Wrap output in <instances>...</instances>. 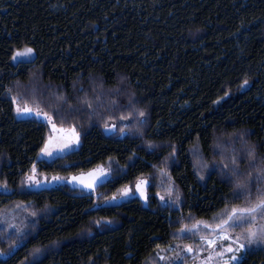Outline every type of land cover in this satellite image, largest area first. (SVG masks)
<instances>
[{"label": "trees", "instance_id": "1", "mask_svg": "<svg viewBox=\"0 0 264 264\" xmlns=\"http://www.w3.org/2000/svg\"><path fill=\"white\" fill-rule=\"evenodd\" d=\"M25 47L34 59L15 63ZM17 103L74 127L79 146L39 159L48 126L16 118ZM241 137L264 160V0H0V215L25 207L23 239L0 227V264H190L187 247L264 189ZM233 149L237 176L222 169ZM33 166L110 178L95 194L26 189ZM141 179L147 204H104ZM244 264H264V248Z\"/></svg>", "mask_w": 264, "mask_h": 264}, {"label": "rangeland", "instance_id": "2", "mask_svg": "<svg viewBox=\"0 0 264 264\" xmlns=\"http://www.w3.org/2000/svg\"><path fill=\"white\" fill-rule=\"evenodd\" d=\"M34 56L31 57H25V58H21L20 60H13L15 63H19V62H30L34 59ZM28 107H31L33 109H38L40 112L42 113H46L43 110L33 107V106H29V105H25ZM15 113V117L18 119H28V118H33V119H37L38 121H42L44 123L47 124L48 129H49V133L48 136L45 140L44 146L46 144H49V151L52 152V155H46L45 153H43L42 151L40 152L38 158L42 159V160H53L56 157L65 155L71 151H73L74 149H76L79 146L80 143V133L74 128V127H59L57 126L53 119L47 114V118L43 115L41 116H37L35 114H24V115H18ZM53 125H55V128L53 127ZM73 129H75L76 133H79V143H74L73 142V138H74V132ZM105 131L108 133H111L114 131V129L112 130H107L105 128ZM65 144H70V147H64ZM43 146V148H44ZM63 148V151H59L58 149ZM29 176H35L37 180L40 181V186L39 187H29L27 184V178ZM54 177L59 178V179H53ZM73 177H76L77 179L73 180ZM110 178V173L108 171V169L106 167L103 166H98L95 167L91 170H88L86 172L80 173V174H74V175H70L68 177H63V176H46L43 174L38 173L37 171L35 172H31L29 175H27L24 178V187L26 189H31V190H41V189H50V188H54L60 185H68L70 187H74V188H78L81 189L89 194H95V190L96 188L106 182L108 179ZM83 181V183L81 182ZM146 182V183H145ZM92 183L95 186L93 188H88L85 185ZM137 184L140 185L139 188H137ZM148 182L144 179L139 180L134 186L132 187H125L123 189H121L120 191L117 192V194H115L114 196H112L111 198H109L108 200L105 201V205L107 206H112V205H118L123 203L124 201H127L133 197L139 198L144 204L148 203ZM127 189H131V191L127 194L124 195V191ZM143 193V194H142ZM113 197H115V199H113ZM147 197V198H145ZM25 207L24 206H20V205H14L10 208H7L1 215H0V227H10L11 230H16L17 231V227H16V219L18 217H20V213L22 212V210H24ZM256 223L259 224H264V217L261 216H257L256 217ZM239 227H231L228 228V230L223 229L222 227H214L212 228L213 231V235L211 236H202L206 239H212L216 241V247H211L209 245L206 244L205 239H201V237L198 239L199 245L197 247H192L193 251L192 252H188L186 250V255L190 257V264H223V259L221 257H219L218 255H216V253L220 252L222 249L225 251L226 255H231V253H227L226 252V248L228 245H231L234 249L237 246L236 243V238L233 234H235V232H237L238 230L240 231V229H238ZM223 229V230H222ZM243 233V232H242ZM242 233H240L237 237L241 236ZM231 235L233 237L232 240H225L223 239V235ZM242 242V241H241ZM253 246H257V247H263L261 245H255L253 244ZM251 247V246H250ZM246 248H248V246L246 245ZM243 256L246 254V251L241 253ZM212 256V259L209 260L208 257ZM5 254L4 253H0V259L4 258ZM160 258H162V256H160Z\"/></svg>", "mask_w": 264, "mask_h": 264}, {"label": "snow or ice", "instance_id": "3", "mask_svg": "<svg viewBox=\"0 0 264 264\" xmlns=\"http://www.w3.org/2000/svg\"><path fill=\"white\" fill-rule=\"evenodd\" d=\"M35 53V50L31 47H25L23 50H17L15 52V55H13V60H20L21 58H25V57H31L33 56ZM247 83V81L245 82ZM16 98L13 97V100H15ZM85 103L87 104L88 107H91V102L90 101H85ZM15 111L18 115H24V114H35L37 116H45L47 118V113H42L40 112L38 109H33L31 107L28 106H21L20 103L16 104V108ZM136 112L138 114V116L143 117L145 115V113L143 111H140L139 109H136ZM144 121H140L138 120L137 123H143ZM53 127L55 128V125H53ZM105 128L107 130H112L116 128V125L114 124H105ZM74 132V138H73V142L74 143H79V133L75 132V129H73ZM121 132H123V129H121ZM242 142L245 144V151H246V157L251 161V167L254 169V171L256 172V181L260 182V183H264V160H260L257 161L255 159L256 156V149L255 147H248L247 146V142L243 141V138L241 137ZM49 144H46L44 146V148L41 149V151L43 153H45L46 155H52V152L49 151ZM64 147H70V144H65ZM59 151H63V148L58 149ZM235 149H233V154L229 157L230 163L232 165L231 168H229V164L228 163H224L222 165V169L223 170H227L228 173H230V175L232 176H237L240 173L239 167L237 165V159L238 157L235 155ZM199 155L198 150H194L193 151V157H197ZM196 164H200L201 160L200 159H196L195 160ZM195 166V165H194ZM204 168H207L208 165L207 163L203 164ZM33 172L36 171L35 166H33L32 169ZM164 171V170H162ZM245 175L250 176V173H247ZM203 178V177H201ZM53 179H59L54 177ZM77 179L76 177H73V180ZM83 183V181H81ZM251 182V181H250ZM146 183V182H145ZM27 184L29 187H39L40 186V181L36 179L35 176H29L27 178ZM88 188H93L95 185L92 183L86 184L85 185ZM137 188L140 187L139 184H137L136 186ZM244 187V195L248 194V187L247 184L243 185ZM131 191V189H127L124 191V195H127L129 192ZM257 191L259 192V197L256 199V201L254 203L249 202L248 205L244 206V207H239V208H233L231 209V212L227 215V219L223 220L221 222L220 225H217V227H221L223 226H227V227H245V231L242 233L241 236L236 237V243L237 246L234 249L231 245H228L226 248V252L227 253H231V255H226L225 251L222 249L220 252L216 253V255H218L219 257H221L223 259V264H244V256L241 254L247 250H250L249 248H246L247 246H251L253 244L255 245H261L264 246V224H257L256 223V217L259 215L261 217H264V189H257ZM167 192L169 194V196L172 195L173 193V187L170 185L167 189ZM143 194V193H142ZM241 194L238 193L237 194V198H240ZM147 198V197H145ZM113 199H115V197H113ZM160 199L163 201L165 200L164 196H161ZM178 199V197L176 198ZM176 201L173 200L172 203H175ZM32 215H36V213H32ZM97 223H99V221H97ZM108 223H111V221H109ZM195 227H199V225H196ZM206 227H210L208 225H206ZM181 231L183 232L184 229H181ZM17 236L20 239H23L24 237V232L22 228H18L17 229ZM201 239H205L206 244L211 246V247H216V241L212 240V239H206L204 237H201ZM223 239L225 240H232L233 237L231 235H223ZM243 241V242H241ZM187 251L188 252H192L193 249L191 246L187 247ZM209 260L212 259V256L210 255L208 257ZM35 264H42V262H35Z\"/></svg>", "mask_w": 264, "mask_h": 264}]
</instances>
